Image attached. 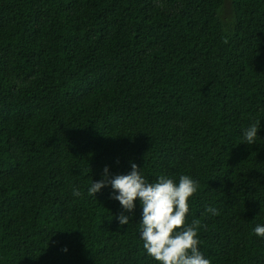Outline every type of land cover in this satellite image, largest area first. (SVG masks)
Wrapping results in <instances>:
<instances>
[{"label":"trees","instance_id":"obj_1","mask_svg":"<svg viewBox=\"0 0 264 264\" xmlns=\"http://www.w3.org/2000/svg\"><path fill=\"white\" fill-rule=\"evenodd\" d=\"M131 163L199 182L211 264H264V0H0V264H158L88 194Z\"/></svg>","mask_w":264,"mask_h":264},{"label":"clouds","instance_id":"obj_2","mask_svg":"<svg viewBox=\"0 0 264 264\" xmlns=\"http://www.w3.org/2000/svg\"><path fill=\"white\" fill-rule=\"evenodd\" d=\"M224 42L227 43V40ZM259 123L244 132V143L253 145L256 142ZM109 185L113 190L111 198L119 201L123 209L118 217L121 226L129 224L130 216L124 213H132L139 200L142 206L140 238L147 255L158 264H211V260L200 250L198 233L204 225L199 219L188 222L189 201L199 189L197 180L181 175L177 183L161 174L155 182H149L135 163H131L128 174L113 175L105 166L102 179L92 182L88 194L95 196ZM72 193L74 196L82 195L76 188ZM206 211L214 216L220 214L214 207H208ZM254 233L264 238V225H257Z\"/></svg>","mask_w":264,"mask_h":264}]
</instances>
